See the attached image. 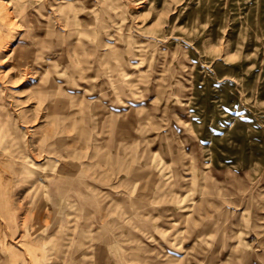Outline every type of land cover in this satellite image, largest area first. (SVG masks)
<instances>
[{"label":"rangeland","instance_id":"rangeland-1","mask_svg":"<svg viewBox=\"0 0 264 264\" xmlns=\"http://www.w3.org/2000/svg\"><path fill=\"white\" fill-rule=\"evenodd\" d=\"M0 264H264V0H0Z\"/></svg>","mask_w":264,"mask_h":264}]
</instances>
